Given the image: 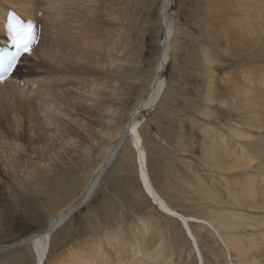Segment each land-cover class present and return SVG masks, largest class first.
<instances>
[{"label": "rangeland", "instance_id": "rangeland-1", "mask_svg": "<svg viewBox=\"0 0 264 264\" xmlns=\"http://www.w3.org/2000/svg\"><path fill=\"white\" fill-rule=\"evenodd\" d=\"M29 1L32 0H11L14 3H11L12 6L7 2L1 5L10 8L6 19H9V14L12 12L17 14L16 16L20 14L14 8L29 9L31 8L29 5H32V8L35 5L39 7L38 11L30 17L32 24L36 27L37 37L32 47L37 48L43 36L42 23L46 19V12L50 9L48 6L50 0H33L32 4H29ZM111 1L109 0L112 6L108 4L103 7V15H100L98 18L100 20L97 19V22L99 26H103V30L100 28L99 30L114 37L116 41L120 39L121 43L129 40L130 44L133 43L134 48L131 45L130 49L135 50L136 53L131 51V56L123 55L126 56L124 62H118V65L126 68L121 71L123 74H114L102 64L97 65L96 63L89 66L85 64L84 67H94V69H84L83 72L80 70L81 74L78 78L76 75L74 95H58L59 100L55 99L54 105L50 101L46 103V107L38 112V120L28 125L26 139L20 140L14 135L10 136L9 141L0 138V243L2 245L5 243L12 245L17 240L45 227L50 218L49 215L53 214V206H59V202L69 200V197L72 199L81 190L90 168L100 160L101 145L108 142V138L104 137L101 131L107 126V128L114 129L126 122L135 101L148 89L152 77L150 75L154 74L160 52V40L163 37L161 14L163 0H135L136 3L132 0H117L115 5L113 0ZM210 2L212 3H209V0H174L170 9L172 31L174 29L171 39V60L165 72L168 88L163 95L164 98L159 102L160 105L158 104L155 109L145 111L139 116L140 131L149 154L148 167L153 180V172L157 175L159 185L157 188L164 192L163 194L166 191V196H164L168 197V201L180 207V210L183 209L181 211L190 214L201 212L203 206H209L210 202L217 208L214 202L207 197L208 195L199 193L201 186H203V192L205 188L210 191V188L214 187L211 191L214 190L222 201H227L222 207L234 208L228 203L230 196L225 181L230 187L232 185L230 183H233L232 179L235 180V178L228 173L225 175L228 178L223 176V179L218 170L205 165L202 157V143H205V134L207 130L209 131V127L217 130L218 125L221 124L222 129L226 130L228 126H235L243 121L238 117L240 111L237 113L232 105L221 106L223 99L226 100L227 96L231 95L230 82L233 84L238 79L230 74L232 68H224L230 58L237 55L232 53L234 44H231L233 45L231 47L229 42L232 41L230 35L233 36L230 34L231 31H234L237 28L235 26L238 25L236 22L235 26L231 25L232 28L228 26V23L232 24L233 18H236L234 14V16L226 14L227 8L225 9L222 5V0H211ZM218 5L222 6V11ZM246 14L245 11L240 12V15ZM25 15L29 13H24ZM20 16L23 17L22 14ZM130 16L131 18L128 19ZM131 19L132 23L129 21ZM123 24L128 29H125ZM131 24L138 27L131 26ZM129 27L132 28L131 32ZM228 31L229 34H227ZM53 33L54 31L49 28L47 41ZM1 41L0 43L5 42ZM49 44L52 45V42L50 41ZM10 45L13 49L14 45L12 43ZM202 48L208 50L211 57L209 64H205ZM195 49L198 50L195 51ZM14 50L16 51L15 47ZM198 52L200 54H197ZM30 53L24 54L23 57ZM127 59H130L129 61L132 59L131 62L134 64L130 62L127 64ZM27 61L36 64L37 58L35 55H30ZM225 73L232 77L226 79ZM211 75L213 77L209 82ZM43 76L46 79L44 77L40 79L41 85H44V82L50 78H47V74ZM118 79L121 80L118 81ZM24 83L22 85L26 84L24 86L26 91L31 89L27 82ZM44 89L47 93L46 97H49L47 95L51 92L48 93L49 90L46 87ZM209 90L216 94L211 103L205 101V93ZM102 93L103 97L100 95ZM100 98L103 100L102 109L98 107ZM30 102L35 103L34 99ZM38 104L39 102L36 104L37 109ZM207 106L212 110L210 116H204L201 113L203 107ZM108 107L111 108V112L107 110ZM112 116L114 119L109 123L108 120ZM11 117L17 126L23 121V117L16 112H13ZM232 121L237 123H232ZM22 132L23 129L18 127L14 134L20 135ZM228 132L231 131L228 129ZM256 134L259 138L264 136V131ZM228 137L233 143L234 139ZM127 141L121 148L119 147L111 166L107 168L102 177L99 189L88 201L89 203H86L87 205L85 204L80 211L74 213L51 234L52 257L46 260L45 264H67L68 262L75 264L79 255L84 253L86 257L97 256V253L103 250V259H106L107 264L113 262L117 264L115 259L119 257H124V259L130 257V264H133L136 258L148 259V257L145 258L146 255L141 254L142 248L155 241H158L156 246H160L161 240L165 243L163 249L165 251L161 256L156 255L158 260H163L167 256V258H172L171 262L174 261L172 264H200L197 256L192 253L190 242L185 237V232L178 221L175 222L165 217L145 193L133 162L134 157L132 159L129 154L130 162L122 166L120 160L127 154L125 150L128 146ZM6 156H9L10 160H5ZM14 159L13 167L9 168L8 161ZM7 170L10 174H5ZM26 171H35V178L28 181L24 177L17 182L15 174L22 176ZM134 180L135 189H128L125 185ZM20 182L25 184L26 188H21ZM217 188L220 189L217 191ZM4 190H8L10 197L2 196ZM102 215L104 217H101ZM191 223L190 228L198 238L204 264H231V261L227 262L229 256L217 243V237L212 229L203 223ZM238 229L242 231L241 226ZM247 230L248 232L242 231V233L248 235L251 229L247 228ZM144 232L147 233L143 240ZM87 241L89 244L86 243ZM134 250L139 254L134 256ZM155 251L156 248L153 252ZM61 252L68 253V255L57 263V259L53 258ZM258 252L261 253L260 258L264 260V246ZM16 255L19 256L16 257ZM65 259L66 263L63 262ZM9 260H12L13 264H36L31 246L15 248L0 256V264H11Z\"/></svg>", "mask_w": 264, "mask_h": 264}, {"label": "bare ground", "instance_id": "bare-ground-1", "mask_svg": "<svg viewBox=\"0 0 264 264\" xmlns=\"http://www.w3.org/2000/svg\"><path fill=\"white\" fill-rule=\"evenodd\" d=\"M32 1H29V4H32ZM132 1L135 2V0ZM210 1L211 0H209V3H212ZM3 2L10 3V5L12 3L11 0H0V5ZM110 2L112 1L110 0ZM110 2L109 0H50L48 4L50 9L46 12V19L44 23H42L44 30L43 36L42 38H40V46L37 48L34 47L33 51L29 55H25L20 60L18 66L15 65V67L11 68V70H13V73L9 79L0 82V138L9 141L10 136L14 135L17 139H26V129L28 125L33 121L38 120V112L40 109H43V107H46V103H49L50 101V103L54 105V103H56L55 99L59 100L58 95H74V85H76L77 83V80L75 81L76 75L78 78V75L81 74L80 70L83 72L84 69H94V67H84L85 64L88 66L94 65L96 63L97 65L102 64L103 66H107V70L112 71L114 74H123V72L121 71L126 68L123 65H118V62L125 61L124 58L126 56L123 55L131 56L132 52H135V50L132 51L133 49H130L131 45L132 48H134L133 43L130 44L129 40L121 43L120 39L116 41L114 37H111L106 33L100 31L99 28L103 30V26H99L97 22V19L100 17V15L102 14V10L104 9L103 7L108 4L109 6H112ZM173 2L174 0H163L162 3L161 14L164 31L163 37L160 40V52L153 71L154 74L150 75L152 77L150 79L148 89L144 92V94H141L137 101H135L136 103L130 110L126 122L122 123L121 126L115 127L114 129L107 128V126L106 129L101 131L102 135L108 138V142L107 144L101 145L102 149L99 147L101 149L100 160L90 168L88 177L81 190L76 195H74L72 199H70L69 197V200L59 202V206H53V214L49 215L50 218H48V223L42 229L37 230L29 234L28 236L17 240L16 242L14 241L15 243H12V245L11 243H5V245H2V243H0V246H2L0 247V256L8 251H12L15 248L31 246L35 256L36 264H45L46 260L52 257L51 234L58 230L59 227L62 226L65 221L74 213H76L78 210L80 211V209H82L86 203H89L88 201L91 200L92 197L96 194V191L100 186L99 184H101L102 177L104 175L103 173L101 175V172L107 169H104L106 166L108 167L110 165L108 163L109 161L114 159L116 152L119 149L118 147L120 146L121 148L126 140H128V146L125 148L127 154H125L123 156V159L120 160L122 161V166L130 162L128 160L129 154L132 159L134 157L133 162L136 166L137 175L145 193H147V195L152 199V204L158 206L165 217L175 222L178 221V224L181 225L185 232V237L190 242L193 251L192 253L197 256L200 264H204L203 254L200 249L201 247L198 244V238H196L195 234L190 228L191 222H197L201 224L203 223V225H207V227H210L212 229V231L216 235L215 237H217V243H219L221 247H223L222 250L224 249L227 256H229L227 257L228 263L229 261H231V264H264V260L260 258L261 253L258 252L264 246V136L259 135L260 137L257 138L258 135L256 134L257 132L260 133L264 131V0H222V5L225 7V9L227 8L225 11L226 14H231V16L235 15L236 18H233V21L231 22L232 24L230 25V22L228 21V26L232 28L231 25L235 26L236 22L238 25L235 26L237 28H234V31H231L232 33L230 34H233V36L230 35L232 41L229 42V46L231 47H233V45L231 44H234L232 53L237 55L232 59L229 57L230 60L224 68H232V72L230 74L234 76L233 78L238 79L233 84L232 82H230L231 95L227 96L228 98L226 100L223 99L224 101H222L221 106L229 104L232 105L237 113H239L240 111L238 117L242 118L243 121L235 126H226V130L222 129L221 124L218 125L217 130L209 127V131L207 130V134L204 133L205 143H202V157L205 165L218 170L222 178L223 176L224 178H228V176H225L228 175V173L235 178V180L232 179L233 181L229 180L233 182L230 183L232 184L230 187L228 186L227 181H225V186L227 191H229L230 196V201L228 203L234 206V208L222 207V205L226 204L227 201H222L217 193L214 192V190L213 192L211 191V188L214 187L210 186V191H207L205 188L203 192V186H201L202 193L200 191L199 193L202 195H208L207 197L212 202H214V205H216L217 208L211 205L210 202L208 203L209 206L204 205L202 208L203 210L197 214H190L181 211L183 209L180 210V207L178 208L176 205L168 201V197H165V190H163L165 191V194H163L164 192H161L160 189L157 188L159 186L157 175L155 174V172H153L155 180L154 181L148 167V150L146 144L144 145V137L140 131V114L145 111L148 112L153 108L155 109L161 99L164 98L163 95L168 88V83L166 82L165 78V72L167 70L168 63L171 60V39L174 33V29L172 31L170 9ZM137 3L138 5H140L139 2ZM113 4H117V0H113ZM29 6H31V8H29L30 10L26 7L14 8L17 12L20 13L19 15H23L27 23L31 22V15L35 14V12L39 9V7H37L36 5V8L34 5L33 8L32 5ZM8 9L10 8H7L3 5L0 6V40L5 41L4 43H0V54H2L1 57H3L5 53L13 52V49L10 45L12 43L11 37L8 35L6 27L8 22V19H6ZM108 9L110 8L108 7ZM138 9L140 10V8ZM212 9L213 8L211 6V10ZM230 10L232 11L231 13ZM241 11H245L247 14L240 15ZM24 13H29V15L24 16ZM130 18L131 16L128 19ZM99 20L100 19H98V21ZM226 20L227 19H225V21ZM129 21L130 23H132V19ZM131 26L134 25L131 24ZM123 27L125 29H128L124 24ZM49 28H51L54 33L53 36L51 35L52 39L50 38V40L47 41V33ZM129 30L131 32L132 28H130ZM227 34H229V31L227 32ZM50 41L52 42V45L49 44ZM217 42L218 44L220 43L219 40ZM223 43H225V41ZM226 44H228L227 41ZM229 46L227 48H229ZM198 49H195V51H197ZM126 51L129 54H127ZM201 51L206 62L205 64H209V62H211V57L208 54V50L202 48ZM197 54L200 53L198 52ZM30 55L36 56V64H31L28 61L26 62V59L30 57ZM188 57L190 58V55ZM132 58H134V56H132ZM17 59H19V57ZM129 60L130 59H127V64L129 62L133 63L131 62L132 59L131 61ZM193 63H195V61ZM235 68H237L240 73H238L237 69ZM46 74L47 78L50 77L51 79L49 78V83H47L49 80L48 79L47 82H44V85H41L40 79H43V75ZM225 74L226 75L224 76H226V79L228 77H232L230 76V74L229 76L227 75V73ZM212 77L213 76L211 75L209 78V82L211 81ZM241 78H243L244 80H242ZM120 80L121 79H118V81ZM23 82H27V85H30L31 89L26 91V89H24V86L26 84L24 83L25 85L23 86ZM44 87L49 90L48 93L51 92V94L47 95L49 97H46L47 93H45L46 90L44 89ZM100 95H102V97L104 96L103 93ZM205 96V101L211 103L214 101L216 94L209 90V92L205 93ZM32 99H34L35 103L30 102V100ZM38 102L39 104L37 109L36 104ZM102 103L103 100L100 98L98 107H100L101 109ZM107 110L111 112L110 107H108ZM13 112H16L18 115L23 117V121H21V124L19 126H17V124L12 120L11 115L13 114ZM211 112L212 110H210L208 106L203 107V110L201 111L202 115L204 116H210ZM113 119L114 118L112 116L111 118H109L108 122L111 123ZM232 123L237 122L232 121ZM36 125H38V123ZM244 125L249 128L245 127L247 128L246 130L243 127ZM18 127L23 129V132L20 133V135L14 134V131L18 130ZM127 129H129V133L127 135H124ZM228 129L232 133L228 132ZM255 129L257 132L255 131ZM228 136L234 139L233 143L230 139H228ZM118 143L120 144L118 145ZM5 160H10L9 156H6ZM13 162H15V159L13 161H8L9 164H6L7 166H9V168H11L13 167ZM53 170L56 171L55 169ZM5 174H10V171L7 170ZM15 176L17 182L21 181L24 177L29 181L35 178L36 172L26 171V173H24L22 176H20L19 174H15ZM161 179L163 178L161 177ZM203 182L206 184L205 180H203ZM20 186L21 188H24L25 184L20 182ZM125 186L128 189L134 188L135 180L134 182H130ZM218 189L220 188H217V191ZM15 193L17 194V191ZM2 196L4 198H7L9 196L8 190H4ZM104 210L105 209H103V211ZM104 213H106L107 215L106 211ZM258 214L260 215L257 216ZM104 215H102L101 217H104ZM240 226L242 227V231L245 232H248L247 228H250V233L248 235L242 233V231L238 229ZM239 231L241 232L239 233ZM146 233L144 232L142 235L143 240ZM161 241L162 242L160 246H156L158 241H155L151 242V245L142 248L141 254L143 253V256L146 255L145 258L148 257V259L144 260L143 257L136 258L134 259L133 264H172L174 262H171L172 258H167V256L163 260H158L157 258L158 255H163L165 251H163V249L165 248V243L163 240ZM86 243L89 244L88 241ZM155 248L156 251L153 252ZM97 254V256L90 255L89 257H86L83 253L82 255H79L78 261L75 260L77 261V263H74L107 264L106 259H103L104 250L98 252ZM137 254H139V252L134 250V256H136ZM66 255H68V253L64 254V252H61L58 255L56 254L53 259H57V263H59V260H61V258L67 257ZM17 256L19 255H16V257ZM20 256L22 257V255ZM229 258L231 260H229ZM130 259V257L126 259H124V257H119L115 260L117 264H124V262H127L126 264H130ZM9 262L13 264L12 260H9ZM63 262L66 263V259ZM69 263L70 262H68L67 264Z\"/></svg>", "mask_w": 264, "mask_h": 264}, {"label": "snow or ice", "instance_id": "snow-or-ice-1", "mask_svg": "<svg viewBox=\"0 0 264 264\" xmlns=\"http://www.w3.org/2000/svg\"><path fill=\"white\" fill-rule=\"evenodd\" d=\"M6 27L16 51L5 53L3 57H0V67L5 71H10L22 53H30L31 47L37 37L35 35L34 25L31 22L23 23L15 14L9 17Z\"/></svg>", "mask_w": 264, "mask_h": 264}, {"label": "water", "instance_id": "water-1", "mask_svg": "<svg viewBox=\"0 0 264 264\" xmlns=\"http://www.w3.org/2000/svg\"><path fill=\"white\" fill-rule=\"evenodd\" d=\"M164 68H165V67H164ZM160 73H162V72H160ZM128 133H129V129H127V130L125 131V134H124V135H127ZM119 144H120V143H118V145H119ZM119 147H120V146H119ZM119 147H118V148H119ZM113 160H114V159H112L111 161H109L108 164H110V165H109L108 167L106 166L104 169L109 168V167L111 166ZM108 164H107V165H108ZM106 170H107V169H106ZM106 170H105V171H106ZM105 171L103 170V171L101 172V175H102V173L104 174Z\"/></svg>", "mask_w": 264, "mask_h": 264}]
</instances>
